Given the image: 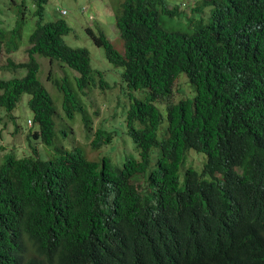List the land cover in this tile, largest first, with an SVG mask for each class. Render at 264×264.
I'll return each mask as SVG.
<instances>
[{
    "label": "trees",
    "instance_id": "trees-1",
    "mask_svg": "<svg viewBox=\"0 0 264 264\" xmlns=\"http://www.w3.org/2000/svg\"><path fill=\"white\" fill-rule=\"evenodd\" d=\"M20 1L11 28L0 17V61L6 56L7 71L25 74L0 79V109L12 112L28 95L27 120L38 126L28 137L54 144L57 112L38 79L36 56L43 57L75 72L48 77L63 117L79 114L92 149L112 151L94 161L79 146L55 144L47 159L35 149L1 157L0 264H264V0H210V23L192 31L164 26L163 16L179 15L168 0H109L123 53L102 30L86 28L123 68L121 83L144 93H131L125 110L139 157L128 154L116 122L94 130L82 97L117 80L94 72L87 49L66 45L64 19L44 21L47 0L30 1L36 21L27 61L11 59L27 22ZM181 74L195 94L170 103ZM191 149L204 154L199 165L189 163ZM124 157L121 166L113 162Z\"/></svg>",
    "mask_w": 264,
    "mask_h": 264
},
{
    "label": "rangeland",
    "instance_id": "rangeland-1",
    "mask_svg": "<svg viewBox=\"0 0 264 264\" xmlns=\"http://www.w3.org/2000/svg\"><path fill=\"white\" fill-rule=\"evenodd\" d=\"M31 0L24 1L26 5V17L27 22L23 28V40L20 49L11 55V59L16 62L27 61V49L28 36L35 26L36 17L32 15L33 3ZM168 5L178 6L179 15L171 18L167 15L163 16L164 26L166 28H178L185 31H192L200 23H210V16L212 10L215 8L214 4L210 0H168ZM20 0H16L13 3L11 0H0V12L1 19L6 25L9 19V28L13 25L15 18H17V11ZM197 7L198 11H193ZM45 13L44 21L55 20L58 18L64 19L70 27V31L63 36V39L67 46L71 48H84L90 53L91 67L96 73L101 72L104 79H108L112 85L114 79L117 80V86L108 90H94L88 92V96L82 97L85 102L92 118L94 130L105 121L115 123L119 127L112 126L117 133V137L122 134L128 139L127 150L128 154H134L139 157V153L135 149L133 140L130 139L127 134L125 126V110L130 107V95L131 93L135 98H144L142 91L131 92L125 84L121 83V75L123 68L114 67L106 58V53L103 48H99L95 45L91 36L87 33L86 28H92L97 34L100 30L107 34L109 39L114 43V46L120 52H124L123 40L121 34L114 22V11L112 9L109 0H47L44 4ZM62 9L66 10L65 14H61ZM8 14V16H6ZM90 14L94 15V18H90ZM36 60L40 66L38 79L41 81L45 89L49 92L54 106L56 108L57 115L55 117L56 127H63L56 130L55 142L53 145H45L40 139H35L31 135L28 137V130L37 129V125L29 126L28 118L32 117V113L27 107L28 95H23L21 100L16 105L12 112H5L4 109H0V162L2 156L5 153H13L17 157L32 155V149L36 150L37 156L41 159H47L54 154V146L63 145L67 149H71L72 146H79L86 153L90 160L100 161L104 156H110L112 146L110 144L104 145L100 149L93 150L91 147V138L87 137L86 129L83 127L81 116L76 114L74 117H63L62 112V95L52 85L49 80V75L52 77L61 78L64 75L75 74L74 71L67 67H63V73L61 69L54 63L52 66L49 61L43 57L36 56ZM60 66L61 64L58 63ZM6 56L0 61V79L20 78L25 74L24 70H17L15 73L9 72L5 69ZM1 94V92H0ZM195 94L194 86L189 82L186 75L181 74L175 82L173 88V96L170 98V103H179L181 100L191 98ZM160 113L163 116L162 128L166 125V104H156ZM127 112V111H126ZM72 128V129H70ZM65 129V133L62 131ZM162 134L160 129L158 130V137ZM123 145H120V149ZM190 153L189 163L199 165L202 162L201 155L195 153L193 149ZM2 157V158H1ZM99 157V158H98ZM126 157V156H125ZM125 157L119 163L118 159H114L113 162L122 165ZM205 157V156H204ZM98 158V159H94ZM154 160V155H152ZM185 165L180 168V177L183 178Z\"/></svg>",
    "mask_w": 264,
    "mask_h": 264
},
{
    "label": "clouds",
    "instance_id": "clouds-1",
    "mask_svg": "<svg viewBox=\"0 0 264 264\" xmlns=\"http://www.w3.org/2000/svg\"><path fill=\"white\" fill-rule=\"evenodd\" d=\"M33 9H34V6H33ZM198 10H199V8H197V7H195V8L193 9V11H195V12L198 11ZM60 13H61V14H65V13H66V10H65V9H62V10L60 11ZM178 13H179V12H178ZM89 16H90L91 19L94 18V15H93V14H90ZM94 19H95V18H94ZM28 122H29V125H30L31 123H30L29 120H28Z\"/></svg>",
    "mask_w": 264,
    "mask_h": 264
}]
</instances>
